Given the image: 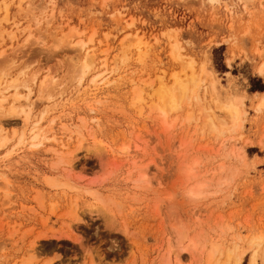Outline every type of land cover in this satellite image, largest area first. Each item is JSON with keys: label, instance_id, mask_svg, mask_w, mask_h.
I'll list each match as a JSON object with an SVG mask.
<instances>
[{"label": "rangeland", "instance_id": "374dc122", "mask_svg": "<svg viewBox=\"0 0 264 264\" xmlns=\"http://www.w3.org/2000/svg\"><path fill=\"white\" fill-rule=\"evenodd\" d=\"M70 33L93 40L82 78ZM135 36L140 54L121 47ZM204 66L216 97L244 101L239 123L208 76L167 108L160 86ZM0 83L17 86L4 107L30 92L31 117L46 111L40 145L0 149V264H249L258 249L262 264L264 0H0ZM23 117L0 111L2 135Z\"/></svg>", "mask_w": 264, "mask_h": 264}, {"label": "bare ground", "instance_id": "6f19581e", "mask_svg": "<svg viewBox=\"0 0 264 264\" xmlns=\"http://www.w3.org/2000/svg\"><path fill=\"white\" fill-rule=\"evenodd\" d=\"M65 36V35H64ZM63 36V37H64ZM62 38V37H61ZM126 38V37H125ZM77 36H75L74 34H68L65 37V40H68L70 43H74L75 46L78 47V51H79V57H78V63L79 66L77 67V76H81L84 77L88 74H90V72L93 69L94 63H95V59L97 57L95 49H94V44L92 43L93 40L92 38L89 39V42H85L83 39H79ZM134 41H128L126 42L125 40L121 41V47L125 48H131V47H135V49L137 50V52L140 54V52L144 51V47H142V42L140 41V39L137 38V36H135V38L133 39ZM102 55L98 56L99 58H103L104 60L107 59L109 53L108 50H104L101 52ZM172 55L174 57L175 60H179L185 67H187L190 71L193 72V66L191 64V62H189L183 55H181L178 51H177V47H173L172 49ZM106 61L103 62V64H105ZM74 67L75 64L73 65ZM260 73H263V69H260ZM208 76L210 77V89L213 93V95L215 96V98L217 99V101L220 103V108H222L226 114L228 115V117L232 120V122L235 123H239L244 114V101H242L241 97H234V98H229L226 99L224 101L220 100L218 97H216V93H215V84H216V80L214 75L212 74V72L207 69L205 66L202 68V74H198L197 76L195 74H191L190 79L188 80V78H186L185 80H181L176 74L173 75V80L174 83L172 85H161L160 86V94H161V98H168L169 99V105L167 108H169L170 110H176L179 106L178 100H177V95L176 92L177 90L181 91L182 95L184 97H187L190 99L191 97L195 96L198 88L202 85L203 80L201 79V76ZM35 84L37 83V78H33ZM97 77L94 78V80H92V82H96L97 83ZM218 81V80H217ZM49 81L47 79H42L40 81H38V87H39V93L40 95L46 93L49 87ZM52 84H54V82H52ZM11 87H17L14 84L13 85H9V86H2L0 83V111L2 110H6L10 115H14V114H22L24 117V125H23V129L21 132L14 134V136L12 138H9L8 136H4L2 135V133L6 132L4 131L5 128V124L0 123V149L5 147L11 140H13L14 138L17 139L16 143L17 145H25L27 143V145L31 146V147H37L38 145H40L42 143L41 138H42V133H43V129L40 127V123L41 120H43L44 118V114L46 111L43 112L42 116L40 119L35 120L31 117V113L33 110V103H31V99L29 97V94L25 97L24 101H21L20 98H22V96L20 94H18L17 92L13 94L14 99L12 100L11 104L8 106V108L3 106V102L8 100V96H6L4 93L5 91H7L8 89H10ZM257 95H260L259 93ZM262 95V99L260 100L258 106H257V110H261L264 107V94L261 93ZM230 97V96H229ZM142 99V94L139 93L135 100L134 103H138L140 102ZM160 112H165V107H160L159 108ZM90 147V145H89ZM88 147V149L92 148L94 150H100L98 145H92L90 148ZM91 149V151H93ZM127 150V149H125ZM89 151V152H91ZM74 157L75 156H69L65 157V163H67V165L69 166L70 169L74 168ZM67 188V187H66ZM88 194H90L91 196H96L94 192H88ZM93 197V198H94ZM76 202V201H75ZM77 205V202L76 204ZM93 204L88 205V209L90 208L92 210ZM99 207V206H98ZM96 208V207H95ZM100 208V207H99ZM98 208V209H99ZM97 209V208H96ZM102 209V208H101ZM262 241L263 238H257L254 240V244H257L258 247H261L262 245ZM263 247V246H262ZM264 248V247H263ZM261 249V248H260ZM259 251V249H258ZM258 251H255L254 254L252 255L249 264H257V257H259V253ZM264 251V249H263ZM264 253V252H263ZM261 255L262 258V264H264V257L263 254ZM237 264H239L237 262Z\"/></svg>", "mask_w": 264, "mask_h": 264}]
</instances>
